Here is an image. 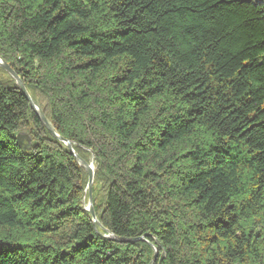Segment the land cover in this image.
<instances>
[{"label": "trees", "instance_id": "16d2710c", "mask_svg": "<svg viewBox=\"0 0 264 264\" xmlns=\"http://www.w3.org/2000/svg\"><path fill=\"white\" fill-rule=\"evenodd\" d=\"M0 58L103 227L0 68V264H264V0H0Z\"/></svg>", "mask_w": 264, "mask_h": 264}, {"label": "water", "instance_id": "95a60500", "mask_svg": "<svg viewBox=\"0 0 264 264\" xmlns=\"http://www.w3.org/2000/svg\"><path fill=\"white\" fill-rule=\"evenodd\" d=\"M0 68L3 69L14 81L16 84V87L18 88V90L21 92V94L24 96V98L26 99V101L29 103L31 109L33 110V112L35 113L36 117L38 118V120L40 121V123L43 125V127H45V129L54 137L56 138L58 141L62 142L67 149L69 150V152L73 155V157L75 158L76 162L78 163V165L80 167H82L85 172L87 173L88 176V181H87V186H86V190L88 193V204H87V208H85V210L90 214L91 217V221L93 223V225L95 227H98L100 229H103V227L101 226V224L98 222L94 209H93V205H92V184H93V179H94V167L92 166L91 163H87L85 162L83 159H81L79 156H77V154L74 152L73 150V146L72 143L62 139L61 137H59L53 127L48 123V121L46 120L43 112L39 109L38 105L33 101V99L30 97V95L28 94V92L26 91L23 82L20 80V78L15 74V72L10 68V66L5 63L1 58H0ZM27 144L22 143V138L20 136H18L17 138V143L18 146L20 147V149H25L26 147H29L30 145V139L26 140ZM94 158V156L92 155V159ZM104 232L106 233V235L104 236L106 239L109 240H113L116 242H124L121 239H117L115 238L112 234H110L108 231L104 230ZM159 247L158 242L155 240V246H152V249H154V259L153 262L156 260L157 258V251L155 247ZM165 257L164 254L161 255V259H163Z\"/></svg>", "mask_w": 264, "mask_h": 264}, {"label": "rangeland", "instance_id": "374dc122", "mask_svg": "<svg viewBox=\"0 0 264 264\" xmlns=\"http://www.w3.org/2000/svg\"><path fill=\"white\" fill-rule=\"evenodd\" d=\"M39 107V106H38ZM40 109V108H39ZM41 110V109H40ZM42 111V110H41ZM20 137L22 138V143H24V144H27V142H26V140H28L29 139V133H28V131H26V130H24V129H22L21 131H20ZM87 163H91L92 164V166L94 167V171H95V164H94V161H93V159H92V157L88 160V162ZM92 186H93V184H92ZM85 204V207H84V209L85 208H87V204H88V199H87V202H85L84 203ZM152 246H155V245H151V248H152ZM156 248V251H157V257L160 255H162V254H164L165 255V253L163 252V253H159V250H158V248L159 247H155ZM153 253H154V249H153ZM155 254V253H154ZM155 256V255H154ZM153 262V261H152Z\"/></svg>", "mask_w": 264, "mask_h": 264}]
</instances>
